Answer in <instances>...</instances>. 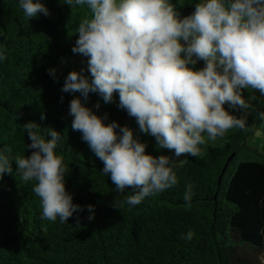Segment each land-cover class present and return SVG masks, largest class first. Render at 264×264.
<instances>
[{
  "label": "clouds",
  "instance_id": "clouds-1",
  "mask_svg": "<svg viewBox=\"0 0 264 264\" xmlns=\"http://www.w3.org/2000/svg\"><path fill=\"white\" fill-rule=\"evenodd\" d=\"M62 4L73 10L87 8L71 49L86 58V69L70 71L61 89L79 93L69 103L71 129L81 133V140L103 163L101 173L110 175L115 192L123 195L131 188L116 207L138 206L177 185L175 159L147 153V144L132 128L108 122L107 113L94 111L101 107L99 100L88 106L90 94L104 104L118 96L117 107L135 118L139 132L153 137L157 148L168 149L176 159L184 154L197 157L206 140H216L229 129L251 130V104L243 93L253 89L264 97V0H197L195 10L183 17L173 0ZM18 5L29 20L50 15L42 0H18ZM6 59L0 45V63ZM199 61L201 68L196 67ZM56 71L48 69L53 78ZM259 116L264 119V112ZM23 131L31 141L25 147L31 155L12 157L10 148H0V179L13 174L14 163L24 183L34 182L41 218L68 223L84 207L66 190L68 165L56 151L61 133L34 121L24 124ZM193 188L187 184L183 196L188 207ZM86 208L88 219H94L95 206ZM193 236L190 229L181 239L187 242ZM258 260L264 264V255Z\"/></svg>",
  "mask_w": 264,
  "mask_h": 264
},
{
  "label": "trees",
  "instance_id": "trees-1",
  "mask_svg": "<svg viewBox=\"0 0 264 264\" xmlns=\"http://www.w3.org/2000/svg\"><path fill=\"white\" fill-rule=\"evenodd\" d=\"M195 2L173 0L182 17L195 10ZM42 3L50 15L29 20L18 0H0V45L7 55L0 63V148H10L12 157L31 155L23 131L28 122L61 133L56 151L68 165L66 190L84 211L68 223L42 219L34 182L24 183L13 163V174L0 179V264H259L264 255V153L247 142L262 120L264 97L257 91L249 100L250 131L236 129L221 147L175 166L174 187L138 206L118 208L115 203L131 188L123 195L115 192L110 175L101 173L103 163L81 160V133L71 129L68 115L79 93L61 91L74 70L71 49L87 8L73 10L63 0ZM50 68L57 70L55 78ZM117 104L118 96L103 108L108 117L134 119ZM189 183L195 193L191 207L183 200ZM89 204L95 206L92 220ZM190 229L194 236L186 242L181 234Z\"/></svg>",
  "mask_w": 264,
  "mask_h": 264
},
{
  "label": "rangeland",
  "instance_id": "rangeland-1",
  "mask_svg": "<svg viewBox=\"0 0 264 264\" xmlns=\"http://www.w3.org/2000/svg\"><path fill=\"white\" fill-rule=\"evenodd\" d=\"M177 8V6H175ZM74 45V44H73ZM72 45V47H73ZM72 66L74 70L79 71L81 68L86 69V58L82 57L80 54H75V56L72 59ZM197 68L203 67V61H199L196 65ZM257 93L256 90L253 89H245L244 90V98L246 101L249 102L253 98V96ZM99 100L101 107L94 111H98L100 115H104L105 112L103 111V108H107L111 103L109 104H104L102 100L96 95V94H90L89 101H88V106L93 107L97 101ZM227 108V105H225ZM233 114L235 115H240L239 112H234ZM111 121H116L118 122L121 126L127 125L128 127L132 128L134 131V135H136L141 142H144L147 144L146 151L147 153L153 155V156H160V155H165L172 157L175 159V165L180 166L183 165L190 157V155L184 154L178 159L174 157L173 152L169 151L168 149H159L156 146V141L153 137L143 134L139 132L138 125L135 122L134 119H121V120H116V119H111L108 117V122ZM236 129H229L223 136L217 137L216 140H206V143L201 147V151L198 155V157L203 156L205 153L210 152L214 149H217L222 146L224 138L231 133H233ZM79 140L82 143V149L80 150L79 156L81 160L86 161L88 163H91L93 165H99L102 164V162L94 155V153L90 150L86 142H83L81 140V135L79 136ZM248 145L251 147H255L259 149L261 152L264 153V119L261 120L260 124L258 125L256 131L254 132L253 136L249 138L248 140Z\"/></svg>",
  "mask_w": 264,
  "mask_h": 264
}]
</instances>
